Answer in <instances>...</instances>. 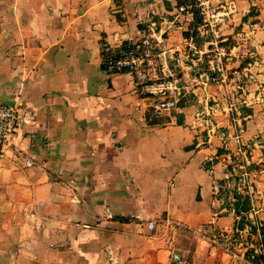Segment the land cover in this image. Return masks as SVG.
<instances>
[{"label": "crops", "instance_id": "0c3cea01", "mask_svg": "<svg viewBox=\"0 0 264 264\" xmlns=\"http://www.w3.org/2000/svg\"><path fill=\"white\" fill-rule=\"evenodd\" d=\"M223 1L236 13L221 40L233 47L244 35L255 52L231 63L242 78L236 100L246 101L239 140L218 114L222 128L207 136L195 101L179 111L181 125L149 126L132 76L102 73L101 42L138 37L178 0H0V103L35 116L0 146V264H167L172 251L187 264H246L260 242L234 237L236 216L217 194L231 157L245 153L258 169L248 217L264 222V2H212ZM184 36L174 31L166 48L183 49ZM215 233L237 258L207 239Z\"/></svg>", "mask_w": 264, "mask_h": 264}, {"label": "built area", "instance_id": "2783aa9c", "mask_svg": "<svg viewBox=\"0 0 264 264\" xmlns=\"http://www.w3.org/2000/svg\"><path fill=\"white\" fill-rule=\"evenodd\" d=\"M212 1L190 0L181 3L171 14H154L143 23L138 37L118 43L101 42V70L108 77L124 73L131 75L137 92L146 100V111L151 117L179 114L183 108L180 106L182 101L187 104L195 101L202 106V111L197 112L195 118L207 136L215 135L222 128L215 119L218 114L227 119L233 137L239 140L243 126L237 117V108L246 105V101L243 97L236 100L235 93L241 90L242 78L231 63L237 51L249 58H254L255 52L244 50V35H239L236 45L230 49L223 44L226 40H218L220 28L230 23L236 13V5L233 1ZM174 31L185 34V46L181 50L166 48V41ZM196 38L204 40L201 48L194 45ZM211 88H215V91L210 92ZM219 94L222 96L220 100L217 99ZM34 117L31 108L19 109L0 103V146L11 145L14 134L32 123ZM246 157L244 153L243 158L237 160L242 171L239 175L240 190L249 196L252 203L249 213H254L255 191L251 176L256 170L248 169ZM226 161L227 165L231 160ZM23 165L30 168L34 163L31 159H25ZM253 224L256 233H251L248 227L242 232L262 242L258 232L260 224L258 221H253ZM153 227L154 223L149 222L148 228L151 230ZM207 239L227 251L233 259L237 258L226 245V236L222 233L207 236ZM260 253H263L262 245L254 246L243 256V261L255 264L254 260ZM167 264H187V257L172 251Z\"/></svg>", "mask_w": 264, "mask_h": 264}, {"label": "trees", "instance_id": "16d2710c", "mask_svg": "<svg viewBox=\"0 0 264 264\" xmlns=\"http://www.w3.org/2000/svg\"><path fill=\"white\" fill-rule=\"evenodd\" d=\"M190 1V0H189ZM187 0H178L179 3H185ZM197 22H199V17L196 16ZM218 40H221V37H218ZM204 43V40H202ZM226 45L228 49L231 48L233 43H223ZM181 107L187 106L186 101H182L180 103ZM145 120L147 125L149 126H162L166 124H170L175 122L178 125L182 124V116L179 114H170L169 116H159V117H151L150 113L146 111ZM224 154L223 151H218V155ZM237 158L235 156L231 157V163L227 165L226 170L229 174V177L226 181H220L218 183L219 189L217 197L223 201V207L227 210H232L234 215L236 216V221L234 222V231L235 238L239 237V232L244 230L246 227L250 228L251 233H256V226L253 224L251 219L248 217V214L252 208V203L249 196L240 190V177L241 170H239V164H237ZM215 162V160H213ZM211 164L206 163L204 168H208ZM237 170V173H234V170ZM248 169L251 171L257 170L256 166L250 165ZM229 184V189L225 188V184ZM122 222H132L135 221L131 218H119ZM260 225L258 227L259 235L262 238V242L258 243L256 246L262 245L263 253H260L256 256L254 263L255 264H263L264 263V222H258Z\"/></svg>", "mask_w": 264, "mask_h": 264}]
</instances>
